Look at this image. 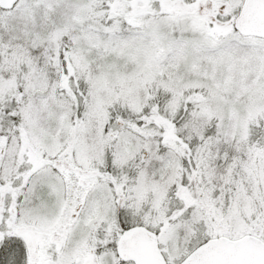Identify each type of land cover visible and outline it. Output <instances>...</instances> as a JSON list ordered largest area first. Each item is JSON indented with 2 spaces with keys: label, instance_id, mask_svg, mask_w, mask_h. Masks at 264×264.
<instances>
[{
  "label": "snow or ice",
  "instance_id": "6c2138e0",
  "mask_svg": "<svg viewBox=\"0 0 264 264\" xmlns=\"http://www.w3.org/2000/svg\"><path fill=\"white\" fill-rule=\"evenodd\" d=\"M0 264H264V0H0Z\"/></svg>",
  "mask_w": 264,
  "mask_h": 264
}]
</instances>
